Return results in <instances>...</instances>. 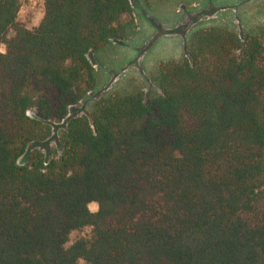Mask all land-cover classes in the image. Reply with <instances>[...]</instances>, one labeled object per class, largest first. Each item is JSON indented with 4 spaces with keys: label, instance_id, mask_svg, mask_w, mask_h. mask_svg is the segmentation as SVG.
Listing matches in <instances>:
<instances>
[{
    "label": "trees",
    "instance_id": "trees-1",
    "mask_svg": "<svg viewBox=\"0 0 264 264\" xmlns=\"http://www.w3.org/2000/svg\"><path fill=\"white\" fill-rule=\"evenodd\" d=\"M20 6L0 0V264H264V25L197 29L158 94L71 115L131 1L44 0L32 28ZM61 122L58 155L18 163Z\"/></svg>",
    "mask_w": 264,
    "mask_h": 264
},
{
    "label": "rangeland",
    "instance_id": "rangeland-1",
    "mask_svg": "<svg viewBox=\"0 0 264 264\" xmlns=\"http://www.w3.org/2000/svg\"><path fill=\"white\" fill-rule=\"evenodd\" d=\"M133 8L126 38L112 42L105 49L89 52L97 86L70 109V114H88L93 103L114 89H140L145 100L159 93L153 71L159 61L181 58L193 31L210 26L234 30L239 34L252 26L264 25V0H130ZM17 19L26 27L37 26L44 13V0H20ZM0 49L4 46L0 44ZM64 123L53 125L50 137L31 145L18 159L28 162L32 148L44 153L45 161L61 150L60 134ZM89 209L95 211L96 203ZM89 230L70 234V242ZM78 264H86L79 260Z\"/></svg>",
    "mask_w": 264,
    "mask_h": 264
},
{
    "label": "crops",
    "instance_id": "crops-1",
    "mask_svg": "<svg viewBox=\"0 0 264 264\" xmlns=\"http://www.w3.org/2000/svg\"><path fill=\"white\" fill-rule=\"evenodd\" d=\"M178 59V58H177Z\"/></svg>",
    "mask_w": 264,
    "mask_h": 264
}]
</instances>
